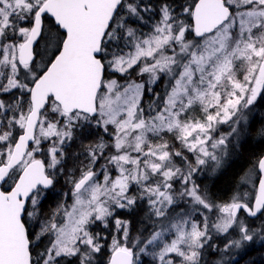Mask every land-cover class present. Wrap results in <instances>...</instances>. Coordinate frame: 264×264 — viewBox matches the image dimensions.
<instances>
[{
  "label": "snow or ice",
  "instance_id": "obj_1",
  "mask_svg": "<svg viewBox=\"0 0 264 264\" xmlns=\"http://www.w3.org/2000/svg\"><path fill=\"white\" fill-rule=\"evenodd\" d=\"M258 98L264 0H0V264H238L264 245V155L227 201L198 176L243 146ZM145 205L133 237L120 212ZM113 220L109 244L94 228Z\"/></svg>",
  "mask_w": 264,
  "mask_h": 264
},
{
  "label": "trees",
  "instance_id": "obj_2",
  "mask_svg": "<svg viewBox=\"0 0 264 264\" xmlns=\"http://www.w3.org/2000/svg\"><path fill=\"white\" fill-rule=\"evenodd\" d=\"M175 2L179 4L182 3L183 0H175ZM152 3L158 4L159 0H152ZM161 88L162 85H159L157 87V91H159ZM145 99L147 100V97ZM253 115L255 119L253 121L251 134L247 137L246 141L243 143V146L233 152L232 156L226 162L225 167L221 169L220 173L215 178H208L206 174L198 176V180L201 182V185H207L209 187V191L216 202L227 201L237 190L238 184H241L242 177L245 175L246 171L252 167L253 163L260 156L264 154V137H261L257 134V129L264 125V120H261V116L264 115V98H258ZM91 140L94 142L96 137H92ZM170 143H174L176 149H180L181 147L180 144L174 140H170ZM80 151H82V148L79 142L75 143L68 149L69 159L67 164L69 168H71L74 163L72 159L73 154ZM63 184L64 181L61 179L60 183L56 186L57 190H61V186ZM60 200L61 197L53 193L50 200L44 205V214L50 213ZM145 211L146 205L143 209L138 210L135 215H128L125 212H120V215L123 219L132 221L133 237L136 236L137 231L141 227L140 221L144 218ZM34 224H36V222ZM113 227L114 225L111 221L108 228L97 226L94 228V231H100L103 236L107 237V242L110 244L111 238L113 236ZM36 228H38V224H36V227L33 230H36ZM215 241L218 242L219 238H216ZM221 242L222 239L219 241V243ZM105 252H107V248L105 249ZM100 259L102 262H105L106 256L101 257ZM237 259L238 264H248L249 260H255L256 264H264V245L260 243H253L252 245L248 246L247 254L245 255L241 253L240 257H237Z\"/></svg>",
  "mask_w": 264,
  "mask_h": 264
},
{
  "label": "rangeland",
  "instance_id": "obj_3",
  "mask_svg": "<svg viewBox=\"0 0 264 264\" xmlns=\"http://www.w3.org/2000/svg\"><path fill=\"white\" fill-rule=\"evenodd\" d=\"M42 45H43V41H41V50H42ZM251 168L252 167H250L248 170H247V172L245 173V175L243 176V177H245L246 176V174H248L249 172H250V170H251ZM241 183H242V181H241ZM256 184H257V177H256V175H252L251 176V180H250V182H248L247 184H245L244 185V187L241 189L242 191H248L251 195H253L254 196V191H255V188H256ZM177 187H179L178 185H177ZM69 203H71V201H69ZM185 207H187V206H185ZM198 219H203L202 217H197ZM212 219H215V217H212ZM261 220H264V217H260L259 219H255V218H253V219H249V222L250 223H254V224H259L260 223V221ZM30 223L31 224H34L35 222L34 221H30ZM112 224L114 225V220L112 221ZM115 225H114V227H113V235H115L116 234V232H115ZM36 231H38V228H36ZM222 239V242L221 243H219V241ZM224 238H219V241L218 242H216L215 241V239L212 241L214 244H217V245H219L221 248H223V245H224V243L226 242V240L224 241L223 240ZM254 243H259V242H254ZM253 244V243H252ZM252 244H250V245H252ZM249 245V246H250ZM219 254L217 253V254H214V255H211V256H205V259L206 260H208L209 261V264H212V261H214V260H216V259H218L219 258V256H218ZM216 256H218V257H216Z\"/></svg>",
  "mask_w": 264,
  "mask_h": 264
},
{
  "label": "water",
  "instance_id": "obj_4",
  "mask_svg": "<svg viewBox=\"0 0 264 264\" xmlns=\"http://www.w3.org/2000/svg\"><path fill=\"white\" fill-rule=\"evenodd\" d=\"M264 155V154H263ZM258 186V181H257V184H256V187ZM252 219V218H251Z\"/></svg>",
  "mask_w": 264,
  "mask_h": 264
},
{
  "label": "bare ground",
  "instance_id": "obj_5",
  "mask_svg": "<svg viewBox=\"0 0 264 264\" xmlns=\"http://www.w3.org/2000/svg\"><path fill=\"white\" fill-rule=\"evenodd\" d=\"M247 172V171H246ZM240 182V181H239ZM219 256V255H218ZM218 256H216V257H218Z\"/></svg>",
  "mask_w": 264,
  "mask_h": 264
}]
</instances>
